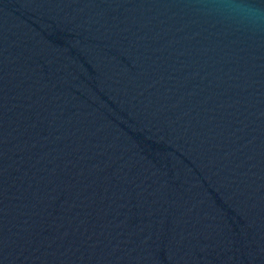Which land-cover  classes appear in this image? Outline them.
Masks as SVG:
<instances>
[{
    "label": "water",
    "instance_id": "obj_1",
    "mask_svg": "<svg viewBox=\"0 0 264 264\" xmlns=\"http://www.w3.org/2000/svg\"><path fill=\"white\" fill-rule=\"evenodd\" d=\"M0 264H264V0H0Z\"/></svg>",
    "mask_w": 264,
    "mask_h": 264
}]
</instances>
